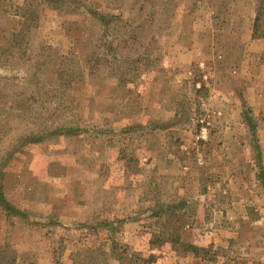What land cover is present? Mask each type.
<instances>
[{"label":"rangeland","instance_id":"rangeland-1","mask_svg":"<svg viewBox=\"0 0 264 264\" xmlns=\"http://www.w3.org/2000/svg\"><path fill=\"white\" fill-rule=\"evenodd\" d=\"M255 20L264 0H0V264H264Z\"/></svg>","mask_w":264,"mask_h":264},{"label":"trees","instance_id":"trees-1","mask_svg":"<svg viewBox=\"0 0 264 264\" xmlns=\"http://www.w3.org/2000/svg\"><path fill=\"white\" fill-rule=\"evenodd\" d=\"M256 20L254 21V25H253V33H252V39H260L264 37V34H256ZM39 138L36 139L35 141H32L33 143H38L39 142ZM0 206H2L3 208H6V210H9V207L5 205V201L3 200V195L0 192Z\"/></svg>","mask_w":264,"mask_h":264},{"label":"crops","instance_id":"crops-1","mask_svg":"<svg viewBox=\"0 0 264 264\" xmlns=\"http://www.w3.org/2000/svg\"><path fill=\"white\" fill-rule=\"evenodd\" d=\"M255 41H257V40H255ZM260 41V40H259ZM259 41H257V42H259Z\"/></svg>","mask_w":264,"mask_h":264}]
</instances>
